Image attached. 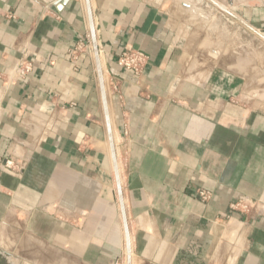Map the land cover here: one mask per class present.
Listing matches in <instances>:
<instances>
[{
    "label": "crops",
    "instance_id": "crops-1",
    "mask_svg": "<svg viewBox=\"0 0 264 264\" xmlns=\"http://www.w3.org/2000/svg\"><path fill=\"white\" fill-rule=\"evenodd\" d=\"M53 1L0 0V157L23 163L0 172V221L19 250L126 264L118 181L131 264H264L256 87L190 67L169 0H89L113 160L84 0ZM234 2L212 3L264 44V0ZM126 48L146 56L138 75L117 63Z\"/></svg>",
    "mask_w": 264,
    "mask_h": 264
},
{
    "label": "rangeland",
    "instance_id": "rangeland-1",
    "mask_svg": "<svg viewBox=\"0 0 264 264\" xmlns=\"http://www.w3.org/2000/svg\"><path fill=\"white\" fill-rule=\"evenodd\" d=\"M169 1L168 11L172 15L174 11L181 22L186 43L185 54L190 67L194 62L196 69L210 72L214 68H222L226 72L242 75L246 79L247 87H256L258 97L263 98L264 44L254 32L241 26L212 3L214 1L228 8L227 0H201L199 4L193 0H177L175 4L173 0ZM181 1L189 3L196 12L193 13L190 8L183 6ZM235 5L236 2L233 1V6ZM199 13L203 16H199ZM86 41L91 46L89 34ZM89 49L91 51V47ZM214 51L218 53L216 56L213 55ZM18 244L21 245L15 238V231L11 229L9 220L0 221L2 264H42V254L36 250L34 253L27 252L28 255L24 249L19 250Z\"/></svg>",
    "mask_w": 264,
    "mask_h": 264
},
{
    "label": "water",
    "instance_id": "water-1",
    "mask_svg": "<svg viewBox=\"0 0 264 264\" xmlns=\"http://www.w3.org/2000/svg\"><path fill=\"white\" fill-rule=\"evenodd\" d=\"M69 0H55L53 1V6L57 7L58 10H60ZM196 4L201 3V0H193ZM233 1L234 0H227V5L229 8L233 6ZM85 3V9H86V14H87V22H88V29H89V37L92 45V49L94 52V61H95V67H96V73H97V79H98V84H99V90H100V95H101V100H102V105H103V111H104V116H105V123H106V129H107V136H108V142L111 150V155L113 157V160H115V155H114V148H113V141L111 137V130H110V125H109V119H108V113H107V99H106V93H105V88H104V82H103V72L101 69V66L99 64L98 60V44H97V37L95 36V27L93 24V19H92V13H91V7L89 0H84ZM181 4L187 8H190V10L195 13L196 11L191 8L189 3H186L184 1H181ZM199 16H203L201 13ZM218 53L214 51L213 55L216 56ZM117 184V190H118V195H119V201H120V207H121V214H122V219H123V224L125 231L127 232V225H126V218L124 214V209L122 205V200H121V190L120 186L118 185V181L116 182ZM126 248H127V259H126V264H131V250H130V243L128 240V236H126Z\"/></svg>",
    "mask_w": 264,
    "mask_h": 264
},
{
    "label": "built area",
    "instance_id": "built-area-1",
    "mask_svg": "<svg viewBox=\"0 0 264 264\" xmlns=\"http://www.w3.org/2000/svg\"><path fill=\"white\" fill-rule=\"evenodd\" d=\"M73 53H75L73 51ZM74 55V54H73ZM146 56L139 50L126 48L124 49L117 63L120 67L125 70L132 72L134 75H138L141 71L143 64L145 63ZM23 167L21 161L15 160L13 157H0V172H10L12 174H17ZM199 196L202 200H207L210 197V194L207 191H200ZM249 206L246 203L239 201L231 205L232 209L240 208L246 210Z\"/></svg>",
    "mask_w": 264,
    "mask_h": 264
},
{
    "label": "bare ground",
    "instance_id": "bare-ground-1",
    "mask_svg": "<svg viewBox=\"0 0 264 264\" xmlns=\"http://www.w3.org/2000/svg\"><path fill=\"white\" fill-rule=\"evenodd\" d=\"M193 3V2H192ZM193 5V4H192ZM197 10H198V8H196ZM198 14V13H197ZM200 14V13H199ZM192 17V16H191ZM210 23H212V22H210ZM204 25V24H203ZM209 26V25H208ZM214 27H216V26H214ZM210 30V29H209ZM93 55V54H92ZM125 234H126V236H127V232L125 231ZM127 250V249H126ZM25 255V254H24ZM32 256V255H31Z\"/></svg>",
    "mask_w": 264,
    "mask_h": 264
},
{
    "label": "flooded vegetation",
    "instance_id": "flooded-vegetation-1",
    "mask_svg": "<svg viewBox=\"0 0 264 264\" xmlns=\"http://www.w3.org/2000/svg\"><path fill=\"white\" fill-rule=\"evenodd\" d=\"M3 251H4V250H3ZM1 253H2V252H1V250H0V264H2V259H1V256H2V255H1Z\"/></svg>",
    "mask_w": 264,
    "mask_h": 264
}]
</instances>
